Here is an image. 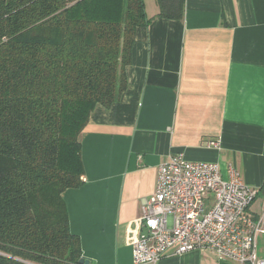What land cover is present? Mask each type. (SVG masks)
Returning a JSON list of instances; mask_svg holds the SVG:
<instances>
[{"label": "crops", "instance_id": "1", "mask_svg": "<svg viewBox=\"0 0 264 264\" xmlns=\"http://www.w3.org/2000/svg\"><path fill=\"white\" fill-rule=\"evenodd\" d=\"M145 5L153 20L136 30L127 89L91 113L81 134L84 184L63 194L90 264H134L143 201L175 155L264 186V0H185L182 20ZM157 264L237 263L204 250L170 251Z\"/></svg>", "mask_w": 264, "mask_h": 264}, {"label": "trees", "instance_id": "2", "mask_svg": "<svg viewBox=\"0 0 264 264\" xmlns=\"http://www.w3.org/2000/svg\"><path fill=\"white\" fill-rule=\"evenodd\" d=\"M182 20L185 0H155ZM144 0H0V264H79L63 194L85 175L81 134L127 89Z\"/></svg>", "mask_w": 264, "mask_h": 264}, {"label": "built area", "instance_id": "3", "mask_svg": "<svg viewBox=\"0 0 264 264\" xmlns=\"http://www.w3.org/2000/svg\"><path fill=\"white\" fill-rule=\"evenodd\" d=\"M258 199L261 208L253 212ZM142 225L146 232L134 244V264H157L170 251L204 250L223 261L264 264L258 245L264 238V186L247 185L235 169L226 180L218 163L178 154L160 165L156 191L142 204Z\"/></svg>", "mask_w": 264, "mask_h": 264}, {"label": "rangeland", "instance_id": "4", "mask_svg": "<svg viewBox=\"0 0 264 264\" xmlns=\"http://www.w3.org/2000/svg\"><path fill=\"white\" fill-rule=\"evenodd\" d=\"M144 1L147 3L149 8H151V6L155 4V0H144ZM260 206H261V201L258 199V201L251 207V211L255 212L256 210H259ZM258 245L260 251L264 253V238L262 237L259 238Z\"/></svg>", "mask_w": 264, "mask_h": 264}, {"label": "water", "instance_id": "5", "mask_svg": "<svg viewBox=\"0 0 264 264\" xmlns=\"http://www.w3.org/2000/svg\"><path fill=\"white\" fill-rule=\"evenodd\" d=\"M79 264H90V262L83 258L80 260Z\"/></svg>", "mask_w": 264, "mask_h": 264}]
</instances>
